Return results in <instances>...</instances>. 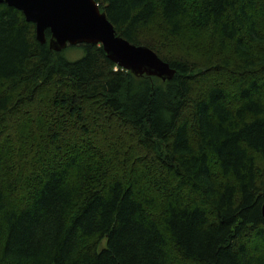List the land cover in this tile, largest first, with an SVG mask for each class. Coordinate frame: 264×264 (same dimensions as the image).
Here are the masks:
<instances>
[{
  "label": "trees",
  "instance_id": "1",
  "mask_svg": "<svg viewBox=\"0 0 264 264\" xmlns=\"http://www.w3.org/2000/svg\"><path fill=\"white\" fill-rule=\"evenodd\" d=\"M95 2L175 74L0 5V264H264V0Z\"/></svg>",
  "mask_w": 264,
  "mask_h": 264
},
{
  "label": "water",
  "instance_id": "2",
  "mask_svg": "<svg viewBox=\"0 0 264 264\" xmlns=\"http://www.w3.org/2000/svg\"><path fill=\"white\" fill-rule=\"evenodd\" d=\"M2 4L20 11L27 22L34 24L40 44L46 43L48 30L49 48L55 52L68 46L98 45L111 62L135 76L147 75L166 81L175 74L151 49L132 45L116 35L95 0H0ZM261 213L264 218V202Z\"/></svg>",
  "mask_w": 264,
  "mask_h": 264
},
{
  "label": "rangeland",
  "instance_id": "3",
  "mask_svg": "<svg viewBox=\"0 0 264 264\" xmlns=\"http://www.w3.org/2000/svg\"><path fill=\"white\" fill-rule=\"evenodd\" d=\"M74 48H75V50L74 49H68L65 51L66 58L70 61L77 60V59L81 58L83 55V52L81 54L82 50H79V46H76Z\"/></svg>",
  "mask_w": 264,
  "mask_h": 264
}]
</instances>
